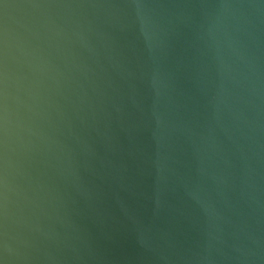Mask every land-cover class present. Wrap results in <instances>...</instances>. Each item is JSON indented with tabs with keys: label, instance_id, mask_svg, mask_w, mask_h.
<instances>
[{
	"label": "water",
	"instance_id": "1",
	"mask_svg": "<svg viewBox=\"0 0 264 264\" xmlns=\"http://www.w3.org/2000/svg\"><path fill=\"white\" fill-rule=\"evenodd\" d=\"M0 264H264V0H0Z\"/></svg>",
	"mask_w": 264,
	"mask_h": 264
}]
</instances>
